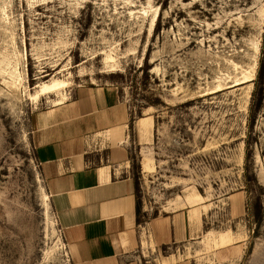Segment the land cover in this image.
Returning a JSON list of instances; mask_svg holds the SVG:
<instances>
[{
    "label": "rangeland",
    "instance_id": "1",
    "mask_svg": "<svg viewBox=\"0 0 264 264\" xmlns=\"http://www.w3.org/2000/svg\"><path fill=\"white\" fill-rule=\"evenodd\" d=\"M57 80L68 87L32 100ZM105 85L132 115L138 223L192 206L204 219L181 245L142 234L140 263L264 264V0H0V264H74L31 117ZM146 117L141 138L133 124Z\"/></svg>",
    "mask_w": 264,
    "mask_h": 264
},
{
    "label": "crops",
    "instance_id": "2",
    "mask_svg": "<svg viewBox=\"0 0 264 264\" xmlns=\"http://www.w3.org/2000/svg\"><path fill=\"white\" fill-rule=\"evenodd\" d=\"M131 111L117 87H82L70 101L31 117V142L47 198L74 264H141L148 245H181L204 228L196 206L138 223L136 186L128 174ZM152 120L133 131L150 135ZM239 198L230 213L240 212ZM143 234V236H142Z\"/></svg>",
    "mask_w": 264,
    "mask_h": 264
},
{
    "label": "bare ground",
    "instance_id": "3",
    "mask_svg": "<svg viewBox=\"0 0 264 264\" xmlns=\"http://www.w3.org/2000/svg\"><path fill=\"white\" fill-rule=\"evenodd\" d=\"M152 25H153V22H152ZM108 59L112 60L111 57H108L107 60ZM250 78H251L250 75H248V76L244 75V76H242L241 80H237L235 82L234 86L239 85V84H243L245 82H248V81H250ZM67 87H68V83L67 82L58 81V80L57 81H53L51 83L42 84V85H40L39 90L32 96V100L37 101L41 96L59 94L61 91L65 90ZM63 100H65L64 97L61 100L56 101L55 105L63 103L64 102ZM147 160L143 163V167L142 168L145 169L144 171H146V169L149 168V166H148L149 164L147 163ZM149 170L150 169H148L146 172H148ZM222 241H223V243H225L226 239H223Z\"/></svg>",
    "mask_w": 264,
    "mask_h": 264
},
{
    "label": "trees",
    "instance_id": "4",
    "mask_svg": "<svg viewBox=\"0 0 264 264\" xmlns=\"http://www.w3.org/2000/svg\"><path fill=\"white\" fill-rule=\"evenodd\" d=\"M139 210H140V205H138V213H139Z\"/></svg>",
    "mask_w": 264,
    "mask_h": 264
}]
</instances>
